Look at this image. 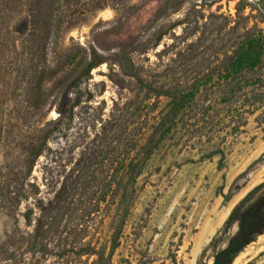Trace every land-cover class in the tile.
Here are the masks:
<instances>
[{
	"label": "rangeland",
	"instance_id": "obj_1",
	"mask_svg": "<svg viewBox=\"0 0 264 264\" xmlns=\"http://www.w3.org/2000/svg\"><path fill=\"white\" fill-rule=\"evenodd\" d=\"M39 1L0 0L1 172L24 170L22 160L32 134L23 121L40 126L59 113L63 118L60 131L51 134L32 166L29 178L37 191L27 192L13 224L0 213V242L13 230L16 264H90L93 256L79 254L82 245L109 249L111 174L122 167L128 139L142 143L169 101L140 89L121 71L115 53L125 44L134 46L130 56L152 87L190 80L205 71L211 53L208 29L213 21L221 22L211 14L234 19L237 0H171L178 6L152 24L166 0H45L41 6ZM32 13H39L51 26L42 58L31 57L24 40ZM159 33L164 34L154 46ZM203 36L204 42L197 43ZM215 44L219 46V40ZM66 53L75 55L72 63ZM98 55L105 61L77 87L62 83L65 75L73 78ZM36 67L56 70L44 82L46 98L39 110L28 96L30 69ZM77 91L80 102L70 111ZM208 103L203 100L201 105ZM235 107L225 114L223 125L215 117L224 113L222 104L200 115L195 123L204 127L202 136L193 126L185 128L194 121L186 116L151 155L137 178L136 194L112 255L114 264H172V256L176 264H212V249L201 256L202 250L215 237L224 238L221 245L226 241L235 224L222 233L229 213L248 191L264 183V120L260 122L264 113L259 109L246 114L242 131L234 134L232 127L241 121ZM216 147L225 154L221 169L219 155L200 158ZM77 176L81 178L79 192L71 199L74 210L51 209L49 203L55 202L60 185H69ZM258 193L245 204L254 205L262 197ZM29 208L27 225L22 214ZM39 219L52 222V230L34 240ZM243 252L232 264H264V231Z\"/></svg>",
	"mask_w": 264,
	"mask_h": 264
},
{
	"label": "trees",
	"instance_id": "obj_2",
	"mask_svg": "<svg viewBox=\"0 0 264 264\" xmlns=\"http://www.w3.org/2000/svg\"><path fill=\"white\" fill-rule=\"evenodd\" d=\"M39 2L41 6L45 0ZM172 3L171 0L164 1L151 24L167 14L169 9L178 6V3ZM247 8L250 11L246 14ZM211 15L214 19H221L218 24L213 21L212 26L208 29V34L212 36L208 43L211 53L207 58L205 71L195 73L190 80L179 81L174 86L152 87L139 74L130 56L129 48H135L134 46L129 45L128 47V44H125L115 53V62L119 65L121 71L127 77L134 79L140 89L148 95L166 96L169 101L167 106L159 111L158 120L152 124L146 139L142 143L137 139H128L126 153L121 161L122 167L120 171H113L111 174V182L108 188L113 196V208L110 215L109 249L106 252L104 248H96L91 244L82 245L79 254L81 256H93L90 264H114L112 255L119 245L125 220L136 194L137 178L141 175L151 155L172 135L186 116H189V120L193 119L194 121L189 125L184 124L185 128L190 130L189 127L193 126L192 128L196 131L195 134L202 136L204 127H201L202 125L200 126L195 121L199 120L200 115L208 113L213 105L219 106V104H222L226 106L224 113L215 114V117L218 118L217 123L221 124L224 122L225 114H230L231 109L237 104L235 108L239 112L241 121L232 127L234 134L242 131L241 126H244L247 122L246 114H251L253 110L259 109L264 113V0H257L254 3L247 0H237L235 17L232 20L226 16ZM41 17L39 13H32L29 18L30 28L24 32V40H27L28 54L31 57L39 56L42 58L44 56L46 42L51 34L49 21ZM163 34L159 33L157 35L154 46L159 44ZM206 38V36L197 38V43L204 42ZM216 40H219V46H216ZM74 56L72 53H66L67 62L72 63ZM104 61L105 59L98 55L96 59L84 64L73 78L65 75L62 83L69 87H77L82 79L88 78L93 68ZM76 64L78 63L76 62ZM30 72L31 85H29L28 96L33 99L35 110H39L46 98V90L43 87L44 82L53 74H56V70L49 71L36 67L30 69ZM76 93L77 95L69 107L70 111L80 102L78 91ZM203 100L209 101L204 108L201 105ZM24 112L26 113L28 110L21 112V115ZM28 115L25 117L28 118ZM62 118V113H59L55 119L46 121L44 125L40 126L31 124L28 121H25V124L23 121V125H26V128L32 134L26 145L27 154L22 160L25 164L24 170H21V167L17 171L11 170L7 173L0 170V213L7 216L12 224L14 223L13 219H16V210L22 200L28 196L27 192L35 193L37 191L36 185L29 178L32 166L37 157L43 153L44 146L51 134L60 131L58 126L62 122ZM263 120L264 118L260 122ZM49 125H51V128L48 127ZM119 138H121L120 135H117L115 139L119 141ZM114 142L116 144V141ZM214 155L220 156L217 168H223L225 154L221 147L203 153L200 158H212ZM80 178V176H77V179L69 185L62 183L55 193V202H50L49 205L51 206L49 207L52 209L53 206V208L64 209L65 211L74 210L71 199L79 192ZM262 185L264 183L256 185L248 191L229 213L222 227V233H225L233 222H238V229L235 234L226 237V246L221 248L223 237H215L210 241L209 246L202 250L201 256L205 254L207 248H211L212 264H232L235 257L255 239L257 228L264 225V198L245 210H242V206ZM31 214V208L22 214L27 225L31 223ZM51 224L52 222L48 224L39 219L32 236L33 239L36 240L49 234L52 230ZM13 239L14 233L12 230L0 242V263L16 264L12 248ZM171 260L172 264H176L175 256H172Z\"/></svg>",
	"mask_w": 264,
	"mask_h": 264
},
{
	"label": "water",
	"instance_id": "obj_3",
	"mask_svg": "<svg viewBox=\"0 0 264 264\" xmlns=\"http://www.w3.org/2000/svg\"><path fill=\"white\" fill-rule=\"evenodd\" d=\"M251 204H252L251 202L246 203L243 206L242 210L247 209L248 207L251 206ZM237 229H238V222H235L234 227L229 232V237L232 236L233 234H235V232L237 231ZM261 231H264V228H262ZM226 244H227V241L223 242L222 245H221V248H224L226 246Z\"/></svg>",
	"mask_w": 264,
	"mask_h": 264
},
{
	"label": "flooded vegetation",
	"instance_id": "obj_4",
	"mask_svg": "<svg viewBox=\"0 0 264 264\" xmlns=\"http://www.w3.org/2000/svg\"><path fill=\"white\" fill-rule=\"evenodd\" d=\"M264 187V185H262L260 188H258L255 192L259 191L258 195L257 196H262L260 199L257 200V202L259 200H261L262 198H264V189H262ZM264 228V225H260L258 228H257V233L261 231V229Z\"/></svg>",
	"mask_w": 264,
	"mask_h": 264
},
{
	"label": "bare ground",
	"instance_id": "obj_5",
	"mask_svg": "<svg viewBox=\"0 0 264 264\" xmlns=\"http://www.w3.org/2000/svg\"><path fill=\"white\" fill-rule=\"evenodd\" d=\"M244 255H245V253H244L243 251L240 252V253L235 257V259H234L233 262L237 261L238 259H241V257L244 256Z\"/></svg>",
	"mask_w": 264,
	"mask_h": 264
}]
</instances>
